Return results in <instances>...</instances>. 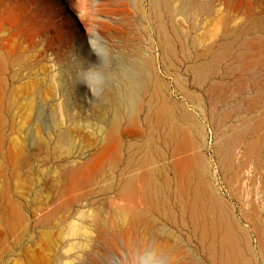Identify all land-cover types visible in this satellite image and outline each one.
<instances>
[{
  "label": "rangeland",
  "instance_id": "374dc122",
  "mask_svg": "<svg viewBox=\"0 0 264 264\" xmlns=\"http://www.w3.org/2000/svg\"><path fill=\"white\" fill-rule=\"evenodd\" d=\"M181 1L169 0L174 22L181 24L170 32L167 55L180 75L178 90L157 47L150 46L157 28L144 20L148 0H0V264H110L109 258L115 264L125 251L120 238L100 232L123 206L105 190L120 176L106 165L89 178L106 154L100 149L108 125L100 120L112 113L111 95L118 94L122 61L133 46L153 58L173 98L185 103L181 95L188 90L202 100L186 106L197 110L201 151L221 191L227 192L219 163L230 146L234 167L239 158H252L247 171L255 181L248 186L264 203V125L257 124L264 120V0ZM96 34L113 56L99 65L108 87L92 98L77 75L99 63L87 42ZM204 62L206 73L196 77L193 70ZM127 122L118 128L124 143L142 144L145 122L138 134ZM248 145L253 155L246 153ZM260 209L264 230V204Z\"/></svg>",
  "mask_w": 264,
  "mask_h": 264
},
{
  "label": "bare ground",
  "instance_id": "6f19581e",
  "mask_svg": "<svg viewBox=\"0 0 264 264\" xmlns=\"http://www.w3.org/2000/svg\"><path fill=\"white\" fill-rule=\"evenodd\" d=\"M148 11L147 15H144V20L153 23L157 28L156 39L150 46L157 47L158 59L163 63L165 75L175 78L179 90L181 87L177 80L180 75L174 74L171 63L168 64L167 55L173 49L172 44L170 45V32L179 29L180 19L174 22L169 0H148ZM127 12L131 15L129 9ZM133 24L135 25V22ZM131 38L133 41V37L128 39ZM133 48L134 51L130 49L132 50L130 55L128 54L129 56L122 61L120 72L122 83L118 94L111 95L113 103L109 106L112 113L108 118L100 120L108 125L100 149L106 154L104 153L96 168L92 169L93 174L89 178V182L95 179L94 176L100 174L106 165L120 176L116 185L109 184L105 190L114 191V203L123 206L120 205L118 211L111 215V220L100 228L101 234L120 238L125 251L155 242L168 257L169 264H264V230L260 209L264 203L260 204L262 199H258L255 188L252 191L248 186L253 179L247 171V166H250L247 164L250 162L247 158L250 157L241 159L240 155L238 157L240 160L234 167L232 150L230 146L227 147V152L223 153V160L228 164L225 172L223 167L225 161L219 163L224 189L227 191L223 193L216 182L217 177L210 169V163L201 151L200 124L195 115L197 110L193 111L191 108L192 112L186 106V102L200 104L202 100L188 90L183 91L181 95L185 103L173 98L158 77L156 67L153 66L156 64L153 58L138 47ZM203 52L201 55L196 53L198 58H203L201 57ZM207 53L209 52L206 51L205 55ZM208 65L210 67L211 63ZM205 66L204 62L200 64V69L193 70L196 77L205 72ZM250 110L252 115L259 112L254 106ZM139 112L142 113V117L139 116ZM123 119L128 121L133 133L136 134L142 131L140 120L145 122L147 135L142 144L124 143L118 130ZM261 120L257 123L260 127L264 125V120ZM245 151L250 153L251 146L245 147ZM124 152L127 157L124 156Z\"/></svg>",
  "mask_w": 264,
  "mask_h": 264
},
{
  "label": "clouds",
  "instance_id": "9594fccd",
  "mask_svg": "<svg viewBox=\"0 0 264 264\" xmlns=\"http://www.w3.org/2000/svg\"><path fill=\"white\" fill-rule=\"evenodd\" d=\"M87 42L99 63L90 64L89 67L81 70L77 75V83L87 87L92 98H96L103 94L109 83L107 75L99 70V65L104 64L105 60H110L113 54L98 34L95 37H88ZM109 261L111 264V258ZM115 264H169V260L159 245L150 242L118 253Z\"/></svg>",
  "mask_w": 264,
  "mask_h": 264
}]
</instances>
